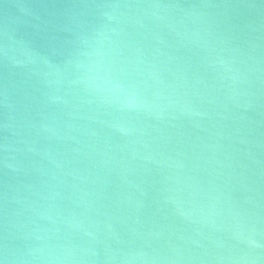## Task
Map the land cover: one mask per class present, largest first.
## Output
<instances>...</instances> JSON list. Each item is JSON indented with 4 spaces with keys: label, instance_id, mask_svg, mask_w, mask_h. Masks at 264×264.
<instances>
[{
    "label": "water",
    "instance_id": "1",
    "mask_svg": "<svg viewBox=\"0 0 264 264\" xmlns=\"http://www.w3.org/2000/svg\"><path fill=\"white\" fill-rule=\"evenodd\" d=\"M0 264H264V0H0Z\"/></svg>",
    "mask_w": 264,
    "mask_h": 264
}]
</instances>
